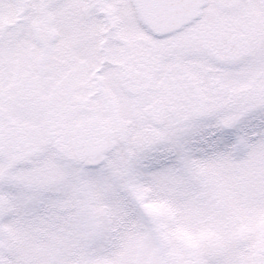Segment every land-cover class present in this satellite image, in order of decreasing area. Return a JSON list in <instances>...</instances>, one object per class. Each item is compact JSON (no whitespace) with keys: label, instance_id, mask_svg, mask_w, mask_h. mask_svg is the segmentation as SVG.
<instances>
[{"label":"snow or ice","instance_id":"snow-or-ice-1","mask_svg":"<svg viewBox=\"0 0 264 264\" xmlns=\"http://www.w3.org/2000/svg\"><path fill=\"white\" fill-rule=\"evenodd\" d=\"M26 10L0 21V264H264V0Z\"/></svg>","mask_w":264,"mask_h":264},{"label":"rangeland","instance_id":"rangeland-1","mask_svg":"<svg viewBox=\"0 0 264 264\" xmlns=\"http://www.w3.org/2000/svg\"><path fill=\"white\" fill-rule=\"evenodd\" d=\"M5 2H6L5 0H0V21L5 20L6 18L9 19V21H12L11 20V14H10V16L5 17V13H6V9H7V8H5ZM11 10L9 12H11ZM19 44H20L21 52H20L19 56L15 57L14 59L18 61V66L20 64L19 68L21 67L22 69H24V72H32L33 68L31 65V57L27 53V49L30 47V37L29 36L24 37V35H22L21 37H19ZM14 66H15V64L13 65V67ZM12 106H13L15 112L17 113L16 123L14 124V127H13V130H15L17 123L23 124V120L26 119L27 116L25 114L26 112L23 113L25 110H24L22 104L19 103L16 98H14V100L12 102ZM4 221H5V218L3 216H0V229H4L6 227ZM46 239H47V237L42 238L40 243L43 244L46 241ZM30 244H31L30 241H25L22 244H20L17 248L12 249V251L20 252V251L28 248L30 246ZM0 248L4 251L8 250V249L3 248V247H0Z\"/></svg>","mask_w":264,"mask_h":264},{"label":"flooded vegetation","instance_id":"flooded-vegetation-1","mask_svg":"<svg viewBox=\"0 0 264 264\" xmlns=\"http://www.w3.org/2000/svg\"><path fill=\"white\" fill-rule=\"evenodd\" d=\"M54 75H55V68H53V70L50 72V75L48 76L50 79L44 84V86L41 84V94H43L46 88L49 86V84L52 83V78Z\"/></svg>","mask_w":264,"mask_h":264}]
</instances>
